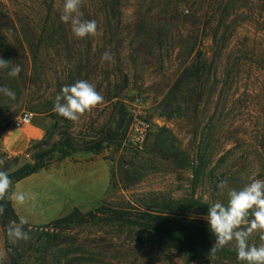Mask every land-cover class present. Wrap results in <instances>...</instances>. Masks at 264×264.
<instances>
[{
  "label": "rangeland",
  "instance_id": "obj_1",
  "mask_svg": "<svg viewBox=\"0 0 264 264\" xmlns=\"http://www.w3.org/2000/svg\"><path fill=\"white\" fill-rule=\"evenodd\" d=\"M63 2L0 0V87L15 93L0 94V138L23 111L44 130L15 158L0 147V171L24 155L34 164L30 150L42 141L110 139L98 152H72V168L59 167L67 158L57 151L47 168L10 180L8 193L26 197L14 206L29 238L7 239L0 225V264H10L6 239L21 264H241L234 242L212 251L134 225L51 223L74 208L136 216L186 201L226 204L228 191L264 179V0H80V19L97 23L82 39L60 21ZM16 64L20 74L9 77ZM78 80L103 100L68 121L55 97ZM135 121L151 124L143 150L129 141Z\"/></svg>",
  "mask_w": 264,
  "mask_h": 264
},
{
  "label": "clouds",
  "instance_id": "obj_2",
  "mask_svg": "<svg viewBox=\"0 0 264 264\" xmlns=\"http://www.w3.org/2000/svg\"><path fill=\"white\" fill-rule=\"evenodd\" d=\"M80 0H64L63 9L59 16L62 23L68 25L71 34L78 39L97 34L95 20H81L79 11ZM187 14V10H185ZM111 54L105 52L101 60L110 61ZM8 61L0 59V68H7ZM21 72L19 64L7 71L9 77L15 78ZM0 94L15 99V93L7 87H0ZM103 97L94 86L85 80H78L71 85H65L55 97L53 110L68 121H76L80 114L90 110ZM10 179L5 172L0 171V196L7 195L9 201L23 205V192L8 193ZM222 181L218 187L223 189ZM227 203L215 202L207 208L206 221L212 236L215 237L212 251L222 249L233 243L236 258L241 264H264V179H252L239 190L232 189L227 193ZM3 208L0 207V213ZM26 221L19 223L11 221L7 227V235L13 241L27 240L28 233L23 230ZM257 233L261 243L249 244V237Z\"/></svg>",
  "mask_w": 264,
  "mask_h": 264
},
{
  "label": "trees",
  "instance_id": "obj_3",
  "mask_svg": "<svg viewBox=\"0 0 264 264\" xmlns=\"http://www.w3.org/2000/svg\"><path fill=\"white\" fill-rule=\"evenodd\" d=\"M196 64V74H199L204 68V66H202L201 57L196 60ZM60 119L61 118L57 115L54 117L55 122H58ZM109 139L110 135L108 134V136L106 135L99 141L77 143L70 135H66L64 144L61 148L51 140L42 141L34 145L30 150L31 158L35 162L34 164H31L29 160L28 163L19 170L7 175L10 180L20 181L27 176L47 168L52 162L51 156L57 151L61 153V158H67L72 152L76 151L98 152L101 150L103 143L107 142ZM8 170L9 169L3 172ZM0 207L3 208V212L0 213V225L8 239L7 227L9 223L11 221L19 223L21 219L15 212L12 202L8 200L7 195L0 196ZM208 207L210 206L197 201H186L166 205L156 211L143 212L136 216L129 215L122 209L114 210L106 207H99L96 210L83 214L79 209L74 208L65 216L53 221L51 227L58 231H65L71 227H79L99 222L107 224L121 223L152 230L165 237L181 241L189 246L202 247L214 244L215 240V237L212 236L209 231L205 219ZM7 239L6 245L10 257V264H21L19 256L16 254L14 248L8 247Z\"/></svg>",
  "mask_w": 264,
  "mask_h": 264
},
{
  "label": "crops",
  "instance_id": "obj_4",
  "mask_svg": "<svg viewBox=\"0 0 264 264\" xmlns=\"http://www.w3.org/2000/svg\"><path fill=\"white\" fill-rule=\"evenodd\" d=\"M32 127L33 126L29 125L25 126L22 129H16L12 126L4 131L3 135L0 138V147L8 155V158H15L23 154L25 151L28 150L33 141L42 138L44 130L41 127ZM74 158L81 161L89 159L90 155H88V153H78L74 155ZM70 161L71 158H67L65 161L60 162L59 167L64 168L66 166L72 168L71 166L73 162L71 163ZM88 167L89 169H91V166ZM14 204L15 203L13 202L12 205L15 209ZM24 219H26L27 221L34 222L33 217L30 216H25Z\"/></svg>",
  "mask_w": 264,
  "mask_h": 264
},
{
  "label": "built area",
  "instance_id": "obj_5",
  "mask_svg": "<svg viewBox=\"0 0 264 264\" xmlns=\"http://www.w3.org/2000/svg\"><path fill=\"white\" fill-rule=\"evenodd\" d=\"M33 115L30 112L23 111L16 121L13 123V127L16 129H22L25 126L32 124ZM133 129L129 134V141L133 143L135 147L140 150L145 148L146 140L151 130V124L144 121H135Z\"/></svg>",
  "mask_w": 264,
  "mask_h": 264
},
{
  "label": "water",
  "instance_id": "obj_6",
  "mask_svg": "<svg viewBox=\"0 0 264 264\" xmlns=\"http://www.w3.org/2000/svg\"><path fill=\"white\" fill-rule=\"evenodd\" d=\"M28 161H29L28 156H26V155L22 156V158L17 162V164L14 167H12L11 169H9L8 171H6L5 173L9 174V173H13V172L19 170L22 166L27 164Z\"/></svg>",
  "mask_w": 264,
  "mask_h": 264
}]
</instances>
